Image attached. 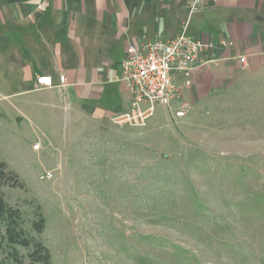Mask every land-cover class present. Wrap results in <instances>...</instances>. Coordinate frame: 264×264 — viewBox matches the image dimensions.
Instances as JSON below:
<instances>
[{"label":"rangeland","instance_id":"obj_1","mask_svg":"<svg viewBox=\"0 0 264 264\" xmlns=\"http://www.w3.org/2000/svg\"><path fill=\"white\" fill-rule=\"evenodd\" d=\"M211 104L164 121L156 105V123L131 132L125 173H100L91 157L79 164L75 151L8 145L23 187L1 189L51 264H264V72ZM0 243V264H14ZM15 248L22 264H41Z\"/></svg>","mask_w":264,"mask_h":264},{"label":"crops","instance_id":"obj_2","mask_svg":"<svg viewBox=\"0 0 264 264\" xmlns=\"http://www.w3.org/2000/svg\"><path fill=\"white\" fill-rule=\"evenodd\" d=\"M186 20L189 35L212 43L200 54L209 61L172 100L174 111L161 105L163 121L211 108L245 74L264 72V0H0V159L12 169L8 145L68 150L100 173H125L131 132L156 119L140 128L111 122L130 102L120 62L128 45L172 38ZM41 76L52 84L37 83Z\"/></svg>","mask_w":264,"mask_h":264},{"label":"built area","instance_id":"obj_3","mask_svg":"<svg viewBox=\"0 0 264 264\" xmlns=\"http://www.w3.org/2000/svg\"><path fill=\"white\" fill-rule=\"evenodd\" d=\"M196 2V1H194ZM188 21L181 24L179 33L168 39H155L141 44H130L120 62L119 82L128 90L130 102L126 110L113 115L110 120L117 126L145 127L156 105L169 106L170 101L180 96L181 91L192 83V72L206 64L201 52L212 47L187 32ZM223 45L230 42L220 40ZM244 62L243 57H239ZM50 76L37 78L44 86L52 84ZM65 82L59 76V84ZM184 110L175 112L182 116ZM38 145L35 144L34 148ZM50 176L40 175L41 178Z\"/></svg>","mask_w":264,"mask_h":264},{"label":"trees","instance_id":"obj_4","mask_svg":"<svg viewBox=\"0 0 264 264\" xmlns=\"http://www.w3.org/2000/svg\"><path fill=\"white\" fill-rule=\"evenodd\" d=\"M3 185L23 187L18 175L8 168L4 160L0 159V224L4 227V231L0 233V241L4 240L10 247L6 255L7 258L11 259L14 264L23 263L21 255L15 248V245H19L30 248L28 256L33 261L41 264H51V254L48 247L35 236L27 235V230L23 225L22 211L19 207H14L7 202L4 191L1 189ZM44 224V216L38 211L37 216L31 221L32 230L36 234H40L43 231Z\"/></svg>","mask_w":264,"mask_h":264}]
</instances>
